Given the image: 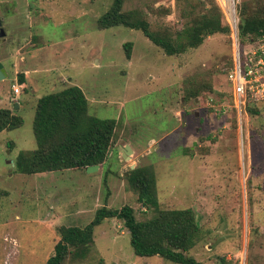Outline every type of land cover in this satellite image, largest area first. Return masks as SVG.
<instances>
[{
	"label": "rangeland",
	"instance_id": "1",
	"mask_svg": "<svg viewBox=\"0 0 264 264\" xmlns=\"http://www.w3.org/2000/svg\"><path fill=\"white\" fill-rule=\"evenodd\" d=\"M201 1L124 0L122 10L178 43L192 19L183 12L194 4L198 14ZM113 2L0 0V62L7 71L0 109L24 118L22 126L0 131V264H45L64 227H85L100 207L126 204L138 220L191 207L200 231L189 255L206 264H264V101L257 113L235 107L227 76L235 52L231 17L218 3L230 31L168 54L141 29L100 26ZM246 2L264 12V0H242L239 33ZM13 84H22L19 93ZM70 85L84 90L90 113L118 120L105 164L93 172H18V153L37 147L39 98ZM132 165L155 169L157 206L131 185ZM62 264L179 263L137 255L124 220L112 217L95 226L85 255L70 253Z\"/></svg>",
	"mask_w": 264,
	"mask_h": 264
},
{
	"label": "trees",
	"instance_id": "2",
	"mask_svg": "<svg viewBox=\"0 0 264 264\" xmlns=\"http://www.w3.org/2000/svg\"><path fill=\"white\" fill-rule=\"evenodd\" d=\"M201 11L190 5L184 16H192L185 28L178 34L180 41L162 36L151 30L149 21L134 18L133 12H123L124 0H114L111 8L99 22L103 28L119 24L141 29L155 44L168 54L180 53L202 44L210 35L228 33L230 26L223 22V12L215 0L201 1ZM246 2L240 9V35L264 34V12ZM131 43H129L130 45ZM130 51L128 56H130ZM233 59L230 60V68ZM229 68V69H230ZM228 75V73H227ZM25 82V76L20 75ZM260 103L248 104L251 113L260 111ZM24 118L8 108L0 109V131L22 126ZM118 120L101 118L90 113L89 100L78 85H70L50 92L39 98L34 117V134L37 147L21 150L16 157V170L35 174L58 170H86L89 165L105 164L116 140ZM131 185L140 191V197L152 207L158 205V187L155 169L151 165L139 166L129 172ZM124 220L131 235L134 252L140 256L161 255L179 264H206L189 255L198 239L200 225L194 210L187 208L159 209L149 219L138 220L132 206L97 209L94 219L85 227L69 226L62 229V238L56 244L54 253L45 264H62L70 253L83 256L93 242V230L106 218Z\"/></svg>",
	"mask_w": 264,
	"mask_h": 264
},
{
	"label": "built area",
	"instance_id": "3",
	"mask_svg": "<svg viewBox=\"0 0 264 264\" xmlns=\"http://www.w3.org/2000/svg\"><path fill=\"white\" fill-rule=\"evenodd\" d=\"M217 1L226 16L231 17L232 40L235 48L233 66L227 75L232 87L231 95L235 107L246 109L248 102L254 104L264 101V34H251L243 40L237 21L238 6L242 0ZM20 85L13 84L15 93L20 92Z\"/></svg>",
	"mask_w": 264,
	"mask_h": 264
},
{
	"label": "water",
	"instance_id": "4",
	"mask_svg": "<svg viewBox=\"0 0 264 264\" xmlns=\"http://www.w3.org/2000/svg\"><path fill=\"white\" fill-rule=\"evenodd\" d=\"M2 25V21H1V19H0V26ZM0 35L1 36H4V35H6V31H5V29L3 28V27H1V32H0ZM6 72V69H5V67H4V65L0 62V79H3V78H5L7 75V73H5ZM125 149H126V152L127 153H130L131 152V147H130V145H126L125 146ZM127 153H123V155L126 157V155H127ZM128 158H130V157H128ZM135 166L134 165H132V168H134ZM100 168V165L99 164H95V165H89V166H87L86 167V170L88 171V172H93V171H95V170H98Z\"/></svg>",
	"mask_w": 264,
	"mask_h": 264
},
{
	"label": "flooded vegetation",
	"instance_id": "5",
	"mask_svg": "<svg viewBox=\"0 0 264 264\" xmlns=\"http://www.w3.org/2000/svg\"><path fill=\"white\" fill-rule=\"evenodd\" d=\"M1 19V18H0ZM1 21H2V19H1ZM1 27H3V21H2V25L0 26V32H1ZM4 28V27H3ZM5 29V28H4ZM5 73H7V71L5 72Z\"/></svg>",
	"mask_w": 264,
	"mask_h": 264
}]
</instances>
